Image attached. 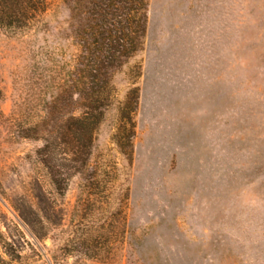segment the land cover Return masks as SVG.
I'll list each match as a JSON object with an SVG mask.
<instances>
[{
  "label": "rangeland",
  "instance_id": "1",
  "mask_svg": "<svg viewBox=\"0 0 264 264\" xmlns=\"http://www.w3.org/2000/svg\"><path fill=\"white\" fill-rule=\"evenodd\" d=\"M67 1L0 30V264H264V0H147L90 144L56 141L45 169L34 125L79 53Z\"/></svg>",
  "mask_w": 264,
  "mask_h": 264
},
{
  "label": "trees",
  "instance_id": "2",
  "mask_svg": "<svg viewBox=\"0 0 264 264\" xmlns=\"http://www.w3.org/2000/svg\"><path fill=\"white\" fill-rule=\"evenodd\" d=\"M48 1L0 0V30L15 36L27 30L38 32ZM67 4L75 22L70 33L79 53L73 71H67L66 79L52 88L56 90L52 96L56 114L40 118L34 125L33 138L42 142L35 156L45 169L51 161V150L58 146L56 141L71 144L74 140L82 148L90 144L106 107L104 89L112 75L140 49L146 31L147 0H68ZM63 96L71 97V101L74 96L80 98V117L62 121L59 109L64 106ZM41 124L43 137L39 136ZM52 183L61 186L59 181Z\"/></svg>",
  "mask_w": 264,
  "mask_h": 264
}]
</instances>
